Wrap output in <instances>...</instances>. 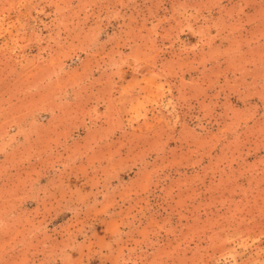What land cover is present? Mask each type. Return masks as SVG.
Segmentation results:
<instances>
[{"label":"rangeland","instance_id":"rangeland-1","mask_svg":"<svg viewBox=\"0 0 264 264\" xmlns=\"http://www.w3.org/2000/svg\"><path fill=\"white\" fill-rule=\"evenodd\" d=\"M0 264H264V0H0Z\"/></svg>","mask_w":264,"mask_h":264}]
</instances>
